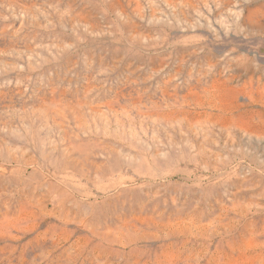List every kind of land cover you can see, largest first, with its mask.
Returning <instances> with one entry per match:
<instances>
[{
  "label": "rangeland",
  "instance_id": "1",
  "mask_svg": "<svg viewBox=\"0 0 264 264\" xmlns=\"http://www.w3.org/2000/svg\"><path fill=\"white\" fill-rule=\"evenodd\" d=\"M0 264H264V0H0Z\"/></svg>",
  "mask_w": 264,
  "mask_h": 264
}]
</instances>
